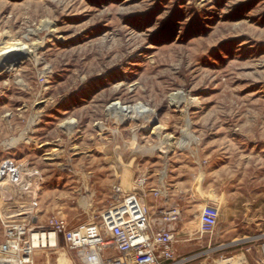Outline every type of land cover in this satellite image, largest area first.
<instances>
[{
    "label": "rangeland",
    "instance_id": "obj_1",
    "mask_svg": "<svg viewBox=\"0 0 264 264\" xmlns=\"http://www.w3.org/2000/svg\"><path fill=\"white\" fill-rule=\"evenodd\" d=\"M1 40L33 51L0 67V161L37 186L39 226L89 222L113 203L115 179L131 193L140 177L155 219L150 191L169 168L192 240L178 255L215 264L244 253L248 224L264 242V0H0ZM113 103L149 113L120 123ZM206 207L218 227L201 237Z\"/></svg>",
    "mask_w": 264,
    "mask_h": 264
},
{
    "label": "built area",
    "instance_id": "obj_2",
    "mask_svg": "<svg viewBox=\"0 0 264 264\" xmlns=\"http://www.w3.org/2000/svg\"><path fill=\"white\" fill-rule=\"evenodd\" d=\"M29 176L36 177L37 173ZM24 177L11 159L0 161V225L3 230L0 264H37L36 252L60 249L71 255V264H192L196 260L195 256L177 254L179 242L174 227L181 218L178 206L160 209L155 219L149 216L142 199L146 177L135 180L131 193H124L119 185H113V203L91 221L74 227L57 217L39 226L38 189L36 185H24ZM166 179L164 171L158 188L150 191L154 200L164 204L168 200ZM217 227V210L204 208L198 215L199 235L212 236ZM260 250L262 256L256 263L264 264V245H260ZM246 252L221 256L215 264H249ZM55 255L57 260L62 259Z\"/></svg>",
    "mask_w": 264,
    "mask_h": 264
},
{
    "label": "crops",
    "instance_id": "obj_3",
    "mask_svg": "<svg viewBox=\"0 0 264 264\" xmlns=\"http://www.w3.org/2000/svg\"><path fill=\"white\" fill-rule=\"evenodd\" d=\"M2 150H4V149H2ZM178 177H179V173L177 171H175V169L170 170L168 168L167 179H166L167 186H168V200H167L166 204L161 202V204H160L161 208L160 209L169 210L173 206L179 207V204H178L179 200L176 197H173V194H175L177 191H180L179 183L177 182ZM149 180H150V176H149ZM117 183H118L117 179H115L113 181V183L111 184V186L118 185ZM154 183H155V185H157L158 181H156ZM119 185L121 187L123 185V182L120 181ZM105 209L106 208L102 209V211H104ZM181 211H182V209H181ZM182 213H183V211H182ZM157 215H158V213H157ZM149 216H150V213H149ZM181 222H182V220H180L178 223H176V225L174 227L175 231H176L177 239L179 242L178 245H190V243L192 242V240L190 241L191 238H189L188 236L182 235V230H180L181 229V227H180ZM248 223L249 222H247V224ZM251 231L253 232L252 235L250 234ZM229 232L230 231H228L226 229V231L224 233L227 236V234H229ZM243 235H244L243 236L244 238L246 237L245 239L247 240L248 245H251V246H248L245 250V251H247L246 256H247L248 262H249V264H255L256 261L262 256L261 250H260V245H264V242L259 240L261 238V235H262L261 229L259 227L258 228L256 227L255 229L251 230V228L248 224L247 226H245V229H243ZM211 242H212V240H211ZM214 242L218 243L220 241L217 239ZM200 245H201V242H200ZM42 252H45V251H42ZM57 255H59L60 258L62 257V259H60V261L57 260L56 255H54L53 258H51V259H49V261H47L48 259L45 260L44 256L41 254V252H36L34 255V260L37 264H46L50 261L52 263H55V264H59L60 262L71 264V260L69 259V256H71V255H67L66 253H62V254L57 253Z\"/></svg>",
    "mask_w": 264,
    "mask_h": 264
},
{
    "label": "bare ground",
    "instance_id": "obj_4",
    "mask_svg": "<svg viewBox=\"0 0 264 264\" xmlns=\"http://www.w3.org/2000/svg\"><path fill=\"white\" fill-rule=\"evenodd\" d=\"M43 31H45V33L51 34V32L49 31V29L48 30H43ZM42 46H43V43H41L36 49L38 50ZM32 53H33V51L31 52L28 48H26L25 46H22L21 44H18V43H15V42L13 43L11 41L1 40L0 41V67L4 63H8V62L10 64L12 63L13 64V67L14 66H17V63H19L22 58H24L27 55H30L31 56ZM37 61H38V59H37ZM11 69H12L11 67H7L6 73L13 71ZM172 103L178 109V107H181L182 104L187 103V100L184 97H177V98H174L172 100ZM109 110H110V112L112 114L117 115L119 117V122L120 123H124V122H127V121L134 120L136 117H141V118L142 117H145L149 113V111L147 109L142 108V107H140V108L139 107H137V108L122 107L118 103H113L109 107ZM40 117L41 116H39L38 114H36L35 120L32 121V126L33 127L36 125V123H38L37 121H38V119ZM117 123H118V120H117ZM157 128H159V127H157ZM189 128H190V122H189V119L186 118V129H185V133L186 134L185 135H187V137H190V134L188 133ZM70 129H72V128H70ZM144 129L146 130V128H144ZM23 140H24V138H23ZM169 143H170V137H166V138L163 139V141L160 144H162V145L163 144L171 145ZM12 144L13 143L6 144V146L8 147V149L12 148V146H11ZM185 145H187V143H185V142H183V143L180 142L179 143V147L180 148H184ZM42 147H44V145ZM167 149L169 150V148H167ZM154 150H158V147H155ZM168 150H165L166 153L168 152ZM56 156L55 155H52V157H56ZM50 159H51V157H50Z\"/></svg>",
    "mask_w": 264,
    "mask_h": 264
}]
</instances>
